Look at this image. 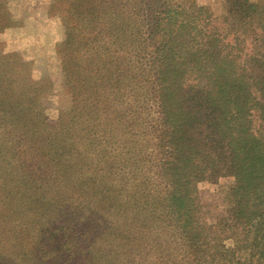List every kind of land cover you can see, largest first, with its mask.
Segmentation results:
<instances>
[{"label":"trees","instance_id":"obj_1","mask_svg":"<svg viewBox=\"0 0 264 264\" xmlns=\"http://www.w3.org/2000/svg\"><path fill=\"white\" fill-rule=\"evenodd\" d=\"M55 8L66 134L30 142L31 190H1L0 264H264V0H224L220 17L195 0ZM15 58L0 52V128L46 130ZM221 177L229 207L208 223L197 185Z\"/></svg>","mask_w":264,"mask_h":264},{"label":"rangeland","instance_id":"obj_2","mask_svg":"<svg viewBox=\"0 0 264 264\" xmlns=\"http://www.w3.org/2000/svg\"><path fill=\"white\" fill-rule=\"evenodd\" d=\"M195 1L207 6L215 17L223 14L224 0ZM5 2L9 23L14 26L0 33V52L3 56L16 55L15 59L27 66L31 82L41 84L40 90L24 95V100L28 98L24 108L41 113V124L46 130L31 127L32 123L26 117L20 118L18 128L11 124L7 128H0V194L2 189L7 191L15 186L31 190V178L37 170L33 163L36 159L35 147L32 146L46 148V142L54 139L55 132H58L55 138L65 135L62 119L72 106L63 71V58L69 51L58 50V45L65 39V27L61 20L62 11L55 8L56 0ZM5 119L0 116V126L7 124L4 123ZM74 131L81 135L80 128H74ZM30 142H33L32 146ZM233 183L232 177H221L215 183L202 182L197 185L200 205L208 223H215L225 215L229 207L228 191Z\"/></svg>","mask_w":264,"mask_h":264}]
</instances>
